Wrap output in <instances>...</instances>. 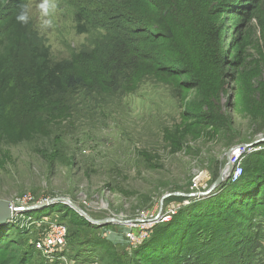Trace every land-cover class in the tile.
Masks as SVG:
<instances>
[{
	"label": "trees",
	"instance_id": "16d2710c",
	"mask_svg": "<svg viewBox=\"0 0 264 264\" xmlns=\"http://www.w3.org/2000/svg\"><path fill=\"white\" fill-rule=\"evenodd\" d=\"M125 1L131 5H124ZM27 4V0H0V146L28 142L40 126L70 121L79 96L129 94L148 77L160 78L165 73L180 80L174 87L176 95L183 90L197 93L188 110L202 114L198 121L202 127L230 130L231 119L219 99L227 86V67L218 39L209 35L215 19L226 13L257 26L250 47L229 61V83H233V94L240 96L239 111L250 126L264 125V0H122L109 14L121 20L119 31L132 38L118 37L115 43L105 40L96 52L91 78L78 73L67 60L53 62L47 49L30 43L29 23L16 21ZM90 4L74 15L78 34L101 19L102 13L97 18L87 13L95 10ZM145 62L157 63V67L146 69ZM183 75L188 79H182ZM228 106L233 108L236 103L230 100ZM258 156L264 159L261 154L246 158L243 179L237 184L221 185L215 195L183 207L168 223L154 226L149 239L131 249L135 250L134 261L128 264H264V231L258 228L264 223V174L258 171ZM59 205L56 222L66 226L67 237L68 228L86 237V229L95 234L100 230L66 205ZM69 213L75 220H68ZM253 215L256 222L252 226ZM10 226H0V264H30V258L39 253L28 239L10 241L14 236ZM84 242L105 264H126L114 253L113 243L99 237Z\"/></svg>",
	"mask_w": 264,
	"mask_h": 264
},
{
	"label": "rangeland",
	"instance_id": "374dc122",
	"mask_svg": "<svg viewBox=\"0 0 264 264\" xmlns=\"http://www.w3.org/2000/svg\"><path fill=\"white\" fill-rule=\"evenodd\" d=\"M91 1L56 0L53 27L43 28L36 8L38 0H27L30 43L47 49L53 62H71L74 70L88 78L95 75L96 52L102 50L105 40L115 43L118 37L132 38L119 31L121 20L115 14H109L122 0ZM90 3L95 5V10L88 9L87 13L96 18L102 13L101 19L93 20L85 26L86 33L78 34L74 15L80 7ZM124 5L130 6L131 2L125 1ZM110 25L113 27L108 31ZM256 31L255 23L228 13L215 19L209 30V35L218 39L221 58L227 67V86L219 99L231 119L230 130L217 132L214 128L202 127L198 123L202 114L188 110V104L197 93L183 90L176 95L174 87L180 80L171 77L170 73L160 78L148 77L129 94H93L91 99L79 96L70 121L40 126L39 132L28 142L0 146V201L16 205L27 196L34 207L52 199L68 198L101 225H95L100 227L97 234L86 229L88 238L80 230L68 228L70 234L66 245L69 250L67 248L68 253L61 264H105L98 253L86 247L85 239H103L101 235L108 228L121 233L124 222L136 220L141 213L160 215L175 209V214L163 222L168 223L183 207L216 194L218 188L207 197L185 196L209 189L225 167L226 154L231 149L257 143L253 148L236 149L238 158L235 153L231 155L232 168L220 186L237 184L243 179L246 158L264 155V125L250 126L239 111L240 96L233 94V83H229V61L236 52L250 47L257 37ZM141 35L133 39L144 34ZM156 67L157 63L145 62L146 69L154 71ZM182 79H188V76L183 75ZM230 100L236 103L235 107L229 108ZM257 128L261 129L256 131ZM256 159L257 164L260 163L258 171L264 174V159L259 156ZM238 166L241 172L232 179ZM196 177H199L197 189L191 190ZM59 204L25 212L30 220L48 215L47 223L39 220L37 225L26 224L21 228L6 223L11 225L10 234L14 233L10 241L22 238L33 242L48 223L59 222L60 215L55 213L59 211ZM261 209L262 206L256 210ZM255 215L251 216L252 226L256 222ZM107 219H116L117 223ZM68 220H75V216L69 213ZM258 228L264 231V223L262 229L261 226ZM261 236L264 249V234ZM112 249L121 263L134 261L135 250H131L130 245L120 243ZM29 263L41 264L43 258L34 256ZM146 263L141 261V264Z\"/></svg>",
	"mask_w": 264,
	"mask_h": 264
},
{
	"label": "built area",
	"instance_id": "2783aa9c",
	"mask_svg": "<svg viewBox=\"0 0 264 264\" xmlns=\"http://www.w3.org/2000/svg\"><path fill=\"white\" fill-rule=\"evenodd\" d=\"M237 158L235 159V162L238 161ZM240 172V167H236L232 179L236 178ZM198 179L199 177H196L193 180V188H191V190L197 189L196 185ZM16 203L17 206L10 203L11 218L9 223L15 224L19 228L26 224L28 226L39 224V221L30 220V218L24 216L27 209L34 204L30 198L25 196ZM18 209H20V211ZM175 212V209H169L160 215H157V213H141L136 220L124 222L125 225L122 226L121 233H114L108 228L101 236L103 240H107L114 245L124 243L125 245H130L131 249H134L149 239L151 230L154 226L166 222L173 214H175ZM107 220L109 221L110 219ZM47 221L48 219L43 218L40 220V223H47ZM111 237L112 239L108 240ZM66 240V226L55 221L54 223H48L46 228L41 230V232H38L37 238L31 243L34 250L39 253L46 264H61L62 261H65L66 253H68Z\"/></svg>",
	"mask_w": 264,
	"mask_h": 264
},
{
	"label": "water",
	"instance_id": "95a60500",
	"mask_svg": "<svg viewBox=\"0 0 264 264\" xmlns=\"http://www.w3.org/2000/svg\"><path fill=\"white\" fill-rule=\"evenodd\" d=\"M264 141V139L262 140ZM260 142V141H259ZM257 143L254 144H250V145H243V146H239V147H235L233 149H231L227 154H226V165L223 168V170L220 172L218 179L209 187V189L203 193H195V194H190V195H185L188 198H196V197H207L210 194H212L219 186L220 184L223 182V180H225V178L227 177L229 171L232 168V153H235L234 151L236 149L239 148H253L256 146ZM238 153H235V157H237ZM57 203H62L66 206H68L69 208H71L75 213H77V215H79L80 217H82L85 221H87L90 224L93 225H101L100 222L93 220L88 214H86L83 210H81L79 207H77L74 203H72L68 198L65 197H61V198H56V199H52L50 201H46L45 203L36 205L34 207H30L27 209V212L30 211H37L42 209L45 206H49V205H54ZM20 211V209H18ZM11 218V210H10V203L5 202V201H0V226L6 225V223L9 222ZM109 222L112 223H117L116 220H112L110 219ZM105 223L107 224V221H105ZM104 223V224H105ZM103 225V224H102Z\"/></svg>",
	"mask_w": 264,
	"mask_h": 264
},
{
	"label": "clouds",
	"instance_id": "9594fccd",
	"mask_svg": "<svg viewBox=\"0 0 264 264\" xmlns=\"http://www.w3.org/2000/svg\"><path fill=\"white\" fill-rule=\"evenodd\" d=\"M36 8L38 9L41 16V26L43 28L53 27L52 15L57 10L56 0H38ZM29 20L30 16L28 8L22 7L19 13L16 15L17 23L21 25H27Z\"/></svg>",
	"mask_w": 264,
	"mask_h": 264
}]
</instances>
